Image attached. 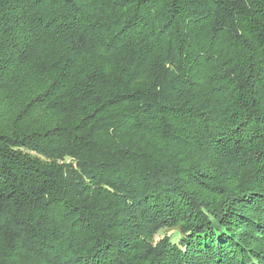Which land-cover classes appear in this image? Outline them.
<instances>
[{
  "label": "trees",
  "instance_id": "1",
  "mask_svg": "<svg viewBox=\"0 0 264 264\" xmlns=\"http://www.w3.org/2000/svg\"><path fill=\"white\" fill-rule=\"evenodd\" d=\"M0 264H264V0H0Z\"/></svg>",
  "mask_w": 264,
  "mask_h": 264
},
{
  "label": "rangeland",
  "instance_id": "2",
  "mask_svg": "<svg viewBox=\"0 0 264 264\" xmlns=\"http://www.w3.org/2000/svg\"><path fill=\"white\" fill-rule=\"evenodd\" d=\"M169 233L170 232H168L167 234H169ZM164 234H165V232H160L156 238H159V237L163 236Z\"/></svg>",
  "mask_w": 264,
  "mask_h": 264
}]
</instances>
